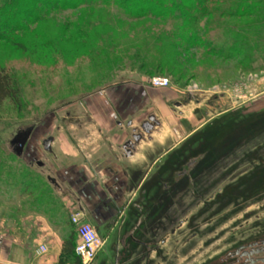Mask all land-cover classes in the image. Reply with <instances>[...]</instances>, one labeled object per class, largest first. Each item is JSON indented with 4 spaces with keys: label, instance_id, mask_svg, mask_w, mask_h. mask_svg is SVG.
<instances>
[{
    "label": "rangeland",
    "instance_id": "1",
    "mask_svg": "<svg viewBox=\"0 0 264 264\" xmlns=\"http://www.w3.org/2000/svg\"><path fill=\"white\" fill-rule=\"evenodd\" d=\"M0 71L18 90L0 106L3 216L54 201L67 139L78 146L96 129L127 127L129 114L140 128L153 106L140 96L178 90L190 103L170 102L176 153L122 232L98 226V264H222L264 236V0H0ZM155 78L171 84L155 88ZM29 128L18 157L12 141ZM129 184L128 199L140 186ZM85 214L96 228L94 206Z\"/></svg>",
    "mask_w": 264,
    "mask_h": 264
},
{
    "label": "crops",
    "instance_id": "2",
    "mask_svg": "<svg viewBox=\"0 0 264 264\" xmlns=\"http://www.w3.org/2000/svg\"><path fill=\"white\" fill-rule=\"evenodd\" d=\"M172 92L163 100H152L146 94L140 96L144 99L142 108L153 105L148 115H153L159 123L150 133L138 128V120H134L136 114H129L125 116V120L130 117L133 120L129 121L127 127L121 125L118 130L110 127L96 129L89 138L81 139L78 146L67 139L62 147L63 165L58 171V179L53 182L58 187L54 201L40 203L31 212L21 211L15 217L0 214V264H78L74 252L65 249V244L72 235L74 243H77L75 228L70 223L73 212L86 213L94 206L96 229L107 224L112 231L117 229L119 232L123 231L124 224L121 221L131 210L143 212L142 202L140 205L136 199L141 200L143 194H146L145 185L152 182L155 174L158 176L159 171L155 169L164 166L167 158L173 152L176 153L179 144L176 130L169 127V116L175 118L170 102H185L186 99H181L182 96L185 98L182 91ZM188 103L190 98L177 108H184ZM183 116L181 113L180 118H184ZM135 136L140 138L138 142L134 141ZM128 142L134 143L130 158L126 157L123 150ZM139 169L147 170L138 181L135 172ZM130 180L140 186L132 191L128 199L126 196L131 191L128 190ZM175 180L178 182L177 174ZM158 181L160 182V178ZM94 183L95 192L90 187ZM115 217H118L117 222ZM137 230L141 231V225L134 226L129 238L139 251L142 244L135 237ZM43 247L46 252L41 250ZM117 249L115 254L119 257L124 248L119 244ZM105 256L104 249L99 253L95 264Z\"/></svg>",
    "mask_w": 264,
    "mask_h": 264
},
{
    "label": "built area",
    "instance_id": "3",
    "mask_svg": "<svg viewBox=\"0 0 264 264\" xmlns=\"http://www.w3.org/2000/svg\"><path fill=\"white\" fill-rule=\"evenodd\" d=\"M155 88H167L170 81L162 78H155L150 81ZM196 90L199 88L196 87ZM70 223L75 228L77 243L75 255L79 264H95L99 253L103 250L105 241L100 237L97 229L87 220L83 211H75L70 215ZM46 252V248H42Z\"/></svg>",
    "mask_w": 264,
    "mask_h": 264
},
{
    "label": "flooded vegetation",
    "instance_id": "4",
    "mask_svg": "<svg viewBox=\"0 0 264 264\" xmlns=\"http://www.w3.org/2000/svg\"><path fill=\"white\" fill-rule=\"evenodd\" d=\"M187 102L188 100H186L185 102L176 101L174 105L175 107H179L180 105H183ZM148 116L149 117L147 121H143L140 123L141 130L145 131L149 129L150 131H152L159 125L158 121L153 115ZM151 119H153V121H151ZM151 126H153V128H151ZM185 177L188 176L184 175V171L181 172V174L178 175L177 183L183 181ZM222 264H264V236H261L258 239L249 240L248 242L243 243L230 250L223 257Z\"/></svg>",
    "mask_w": 264,
    "mask_h": 264
},
{
    "label": "water",
    "instance_id": "5",
    "mask_svg": "<svg viewBox=\"0 0 264 264\" xmlns=\"http://www.w3.org/2000/svg\"><path fill=\"white\" fill-rule=\"evenodd\" d=\"M153 121V119H151ZM153 128V126H151ZM146 133H150V130H145ZM33 133V128H29L25 131L20 132L16 138L12 141V146H13V151L18 157H22L24 154L25 147ZM139 137L135 136L134 141L138 142ZM52 140L49 139L44 142V149L45 151L49 153H53L52 148H51ZM134 149V143L133 142H128L123 146V150L126 154L127 158H130L133 155V150Z\"/></svg>",
    "mask_w": 264,
    "mask_h": 264
},
{
    "label": "trees",
    "instance_id": "6",
    "mask_svg": "<svg viewBox=\"0 0 264 264\" xmlns=\"http://www.w3.org/2000/svg\"><path fill=\"white\" fill-rule=\"evenodd\" d=\"M8 99L18 100V90L11 78L0 71V106ZM74 242V236L72 235L66 242L65 249H70L75 254L76 243ZM77 263L79 264L78 260Z\"/></svg>",
    "mask_w": 264,
    "mask_h": 264
}]
</instances>
